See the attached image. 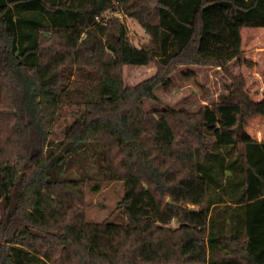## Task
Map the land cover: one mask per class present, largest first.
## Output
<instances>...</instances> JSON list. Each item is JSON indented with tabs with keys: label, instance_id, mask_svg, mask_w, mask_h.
<instances>
[{
	"label": "trees",
	"instance_id": "16d2710c",
	"mask_svg": "<svg viewBox=\"0 0 264 264\" xmlns=\"http://www.w3.org/2000/svg\"><path fill=\"white\" fill-rule=\"evenodd\" d=\"M245 28L264 0H0V264H264V141L245 129L264 94L229 72ZM193 65L230 91L144 109ZM115 181L126 222H88L86 184Z\"/></svg>",
	"mask_w": 264,
	"mask_h": 264
},
{
	"label": "rangeland",
	"instance_id": "374dc122",
	"mask_svg": "<svg viewBox=\"0 0 264 264\" xmlns=\"http://www.w3.org/2000/svg\"><path fill=\"white\" fill-rule=\"evenodd\" d=\"M128 34L134 44L140 46L147 42L144 30L132 19L123 17ZM242 57L229 64L232 75H241L245 81V89L250 98L260 101L264 94V28H245L241 32ZM156 72V64L147 66L123 67V83L134 86L151 77ZM231 79L219 69L202 66H177L171 75V83L167 89L155 90L156 99L144 100L147 111L172 108L176 110L194 111L202 105H209L220 94L230 91ZM247 133L253 140L264 141V117L248 118ZM100 189L91 190V184L85 187V217L88 222L109 221L125 223L121 211H116L117 203L122 199L124 186L122 181L99 183Z\"/></svg>",
	"mask_w": 264,
	"mask_h": 264
},
{
	"label": "water",
	"instance_id": "95a60500",
	"mask_svg": "<svg viewBox=\"0 0 264 264\" xmlns=\"http://www.w3.org/2000/svg\"><path fill=\"white\" fill-rule=\"evenodd\" d=\"M170 203V201H168Z\"/></svg>",
	"mask_w": 264,
	"mask_h": 264
}]
</instances>
